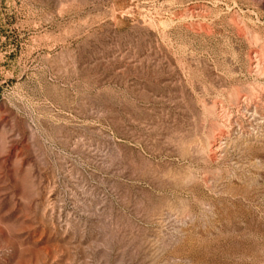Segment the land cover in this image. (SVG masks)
I'll list each match as a JSON object with an SVG mask.
<instances>
[{"label": "rangeland", "instance_id": "rangeland-1", "mask_svg": "<svg viewBox=\"0 0 264 264\" xmlns=\"http://www.w3.org/2000/svg\"><path fill=\"white\" fill-rule=\"evenodd\" d=\"M0 264H264V0H0Z\"/></svg>", "mask_w": 264, "mask_h": 264}]
</instances>
